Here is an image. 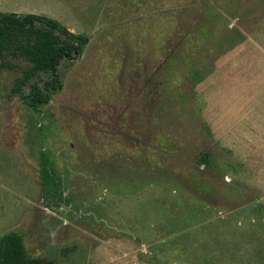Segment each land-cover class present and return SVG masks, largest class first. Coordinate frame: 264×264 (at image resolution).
<instances>
[{"label": "rangeland", "instance_id": "374dc122", "mask_svg": "<svg viewBox=\"0 0 264 264\" xmlns=\"http://www.w3.org/2000/svg\"><path fill=\"white\" fill-rule=\"evenodd\" d=\"M1 12L89 42L41 112L13 91L30 62L0 58V237L21 231L30 257L58 264H264V0ZM45 158L56 184L43 185Z\"/></svg>", "mask_w": 264, "mask_h": 264}, {"label": "trees", "instance_id": "16d2710c", "mask_svg": "<svg viewBox=\"0 0 264 264\" xmlns=\"http://www.w3.org/2000/svg\"><path fill=\"white\" fill-rule=\"evenodd\" d=\"M88 42L87 35L71 31L52 17L36 13H0V58L10 53L30 62L24 75L17 78L13 91L20 93L24 102L36 112H41L42 107L50 102L53 93L62 89V62L80 60ZM40 72L49 73L50 78L43 84L32 83L30 92L23 93V87ZM202 161L210 163L208 153L202 156ZM41 172L44 186L58 183L49 159L42 161ZM0 264L58 263L52 259L30 257L23 233L14 230L0 237Z\"/></svg>", "mask_w": 264, "mask_h": 264}]
</instances>
